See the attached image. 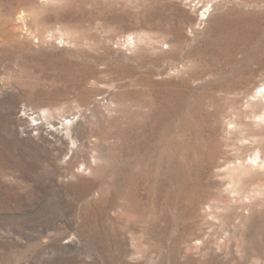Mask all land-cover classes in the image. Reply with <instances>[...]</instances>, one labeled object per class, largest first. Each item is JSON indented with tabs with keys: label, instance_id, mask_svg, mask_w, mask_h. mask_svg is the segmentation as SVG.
<instances>
[{
	"label": "rangeland",
	"instance_id": "rangeland-1",
	"mask_svg": "<svg viewBox=\"0 0 264 264\" xmlns=\"http://www.w3.org/2000/svg\"><path fill=\"white\" fill-rule=\"evenodd\" d=\"M261 79L264 0H0V264H264Z\"/></svg>",
	"mask_w": 264,
	"mask_h": 264
},
{
	"label": "bare ground",
	"instance_id": "bare-ground-1",
	"mask_svg": "<svg viewBox=\"0 0 264 264\" xmlns=\"http://www.w3.org/2000/svg\"><path fill=\"white\" fill-rule=\"evenodd\" d=\"M238 81V84L242 83V81ZM242 97L243 100H245L246 103L255 105V106H261L262 101L264 102V81L261 79L258 81L257 84L253 85L252 87H248L246 89V91H244L242 93ZM264 107V106H263ZM263 112L260 113L259 115H254V117H256L258 120L260 121H264V108L262 109ZM31 114V113H30ZM71 115V114H70ZM74 119L73 117L70 119L64 118L61 122V125L57 128H55V132L58 133L59 129H66L65 131V138L66 139H71V132L68 130L72 124V120ZM35 121V120H34ZM40 122V121H38ZM228 122V121H227ZM36 125H38V123L32 122V124H30V127L32 129H36ZM228 125H232L231 122H228ZM54 132L53 128L51 127V129H48V132ZM264 133V131L262 132ZM72 143H74V141H72ZM261 146H264V142H262ZM261 152L263 151H256V154H251L247 157H242V156H237L236 160L231 162L229 161L228 163H225L224 165V171L225 172H229L230 174H233V171L241 169V168H245V167H251L252 166H258V167H264V154L262 155ZM261 167V168H262ZM241 171V170H240ZM235 175V174H234Z\"/></svg>",
	"mask_w": 264,
	"mask_h": 264
}]
</instances>
